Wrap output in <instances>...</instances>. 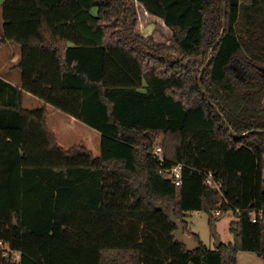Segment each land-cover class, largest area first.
Wrapping results in <instances>:
<instances>
[{
	"label": "trees",
	"instance_id": "1",
	"mask_svg": "<svg viewBox=\"0 0 264 264\" xmlns=\"http://www.w3.org/2000/svg\"><path fill=\"white\" fill-rule=\"evenodd\" d=\"M135 1L169 45L137 32ZM8 42L22 88L0 79V264L264 258V0H4ZM195 212L232 214L234 242L208 249Z\"/></svg>",
	"mask_w": 264,
	"mask_h": 264
},
{
	"label": "rangeland",
	"instance_id": "2",
	"mask_svg": "<svg viewBox=\"0 0 264 264\" xmlns=\"http://www.w3.org/2000/svg\"><path fill=\"white\" fill-rule=\"evenodd\" d=\"M3 4L4 0H0V32L3 24ZM136 4V3H135ZM136 8L138 9V25L137 32L144 36L146 39H150V35H155L154 39L157 44L161 45H169L171 33L166 30L162 24L155 21L154 18H151L148 14H145L136 4ZM149 29L152 30L149 31ZM151 32V34H150ZM143 33V34H142ZM147 35V37H146ZM149 35V37H148ZM1 51V48H0ZM3 55V56H2ZM3 59L7 61V65L13 66L16 62V59H12L10 55L7 53H0V61ZM16 66V65H15ZM18 75H20L19 70H13ZM161 138L158 139L156 144L160 145ZM155 144V145H156ZM234 220L232 214L224 216L216 223L217 234L219 235L222 243L228 245L234 242V236L231 234L229 230L230 223ZM187 228L191 233L198 235L203 245H205L208 249H215L216 240L213 235V226L210 223V215L206 212H195L189 214L185 218ZM4 246L1 247L3 250ZM1 251V250H0ZM17 259L19 257L17 256ZM236 263L237 264H264V258L258 256L255 252H247L240 251L236 255ZM192 264V263H191Z\"/></svg>",
	"mask_w": 264,
	"mask_h": 264
},
{
	"label": "crops",
	"instance_id": "3",
	"mask_svg": "<svg viewBox=\"0 0 264 264\" xmlns=\"http://www.w3.org/2000/svg\"><path fill=\"white\" fill-rule=\"evenodd\" d=\"M136 4L140 8V10H142L145 14H148L149 16H151V18H154L156 22H158V23L160 22L162 24V26H164L166 28V30H168L172 35V32L165 25V23L163 22L162 19L149 14L145 10L143 5H141L140 3L136 2ZM2 28H3V24H2ZM149 31L152 32L151 29H149ZM151 32H150V34H151ZM152 36L155 38V35H150V37L148 35V37L150 39L153 38ZM146 37H147V35H146ZM0 39H1V32H0ZM0 48H1L0 53H7L8 55L11 56L12 59H16V62L13 66L7 65V61H5L4 59H3V61L2 60L0 61V79L4 80L6 83L16 87L17 89H21L22 88V76H21V70L19 69V65H20L21 60H22V48H21V46L18 44H15V43L8 42L7 44L0 46ZM14 69H16L17 71L19 70L20 75H18L16 72H14L13 71Z\"/></svg>",
	"mask_w": 264,
	"mask_h": 264
},
{
	"label": "built area",
	"instance_id": "4",
	"mask_svg": "<svg viewBox=\"0 0 264 264\" xmlns=\"http://www.w3.org/2000/svg\"><path fill=\"white\" fill-rule=\"evenodd\" d=\"M154 158L157 159V161L162 166L164 163V159L162 156V149L161 147H157L154 151ZM182 171L183 166L177 165L170 170H165L164 173L167 174V176L176 184L177 187H180L182 185ZM206 183L209 185L212 189L218 191L220 194L222 193L223 188L220 184H218L215 179L213 178L212 174H208L206 177ZM217 215H220V211L217 213ZM264 212L260 211V213L253 212L252 214V222L256 223L258 221V217H263ZM4 245L0 242V247H3ZM1 249V248H0ZM10 251L6 248H3V256L6 257Z\"/></svg>",
	"mask_w": 264,
	"mask_h": 264
},
{
	"label": "water",
	"instance_id": "5",
	"mask_svg": "<svg viewBox=\"0 0 264 264\" xmlns=\"http://www.w3.org/2000/svg\"><path fill=\"white\" fill-rule=\"evenodd\" d=\"M227 28V22L226 20L224 21V28L222 31V34L220 36V38L217 41V44H219L224 36V32ZM215 47L211 50V54H210V58L207 61V63L205 64V66L203 67V69L201 70V75H200V81H202L203 79V75L206 71V69L210 66L211 62L214 59L215 53H214ZM218 114L222 117V115L219 113V111L217 110ZM232 136L236 139H239L240 136H238L237 134H235L234 132H231ZM244 137L249 136V133H246L245 135H243ZM213 235L215 237L216 240V244H215V249H219L221 247V245L223 244L219 235L217 234V230H216V220H213ZM180 238L183 241V243L186 245L187 250L188 251H192L195 250L197 248H199V243L192 237L188 236V235H184V234H180Z\"/></svg>",
	"mask_w": 264,
	"mask_h": 264
}]
</instances>
